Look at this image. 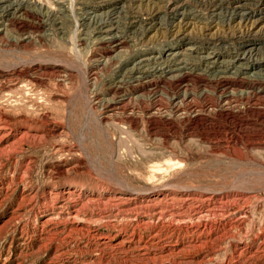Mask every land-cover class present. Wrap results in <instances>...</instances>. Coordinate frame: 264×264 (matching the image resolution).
Returning <instances> with one entry per match:
<instances>
[{"label": "rangeland", "instance_id": "rangeland-1", "mask_svg": "<svg viewBox=\"0 0 264 264\" xmlns=\"http://www.w3.org/2000/svg\"><path fill=\"white\" fill-rule=\"evenodd\" d=\"M0 264H264V0H0Z\"/></svg>", "mask_w": 264, "mask_h": 264}, {"label": "bare ground", "instance_id": "bare-ground-1", "mask_svg": "<svg viewBox=\"0 0 264 264\" xmlns=\"http://www.w3.org/2000/svg\"><path fill=\"white\" fill-rule=\"evenodd\" d=\"M2 7H3V6H2ZM109 16H110V15H109ZM108 19H109V18H108ZM110 21H111V20H110ZM106 22H108V21H105V23H106ZM100 29H101V28H100ZM113 38H114V37H106V38H104V39L112 40ZM115 39H116V38H115ZM100 40H101V39H100ZM102 41H105V40H102ZM106 41H107V40H106ZM260 59H261V58H260ZM262 59H263V58H262ZM262 59H261V60H262ZM163 60H165V59H163ZM239 60H240V59H239ZM181 61H182V60H181ZM253 61H254V60H253ZM253 61H250V62H251L250 65H249L250 67L256 65V63L253 62ZM183 62H184V61H183ZM156 63H157V62H156ZM238 63H239V64H242L241 62H238ZM184 64H186V63H184ZM184 64H183V65H184ZM225 64L231 66V63H225ZM239 64H238V65H239ZM257 64H258V63H257ZM166 65H167V64H166ZM227 65L225 66V69H226V70H221L220 73H222V74L225 73V74H226V73H229V72H230V70L228 69L229 66L227 67ZM209 66H210V65H209ZM169 67H171V66H169ZM233 67H234V66H233ZM246 67H247V66H246ZM209 68H210V67H209ZM223 68H224V67H223ZM235 68H236V67H235ZM185 69H186L185 67H182V68H181V67H177L176 69H173L174 72L177 71V74L173 75V78L177 79L178 81H181V79H182V77H183V75H184ZM187 69H188V68H187ZM191 69H192V67H191ZM201 69H202V68H201ZM207 69H208V68H207ZM207 69H206V71H207ZM239 69H240V68H239ZM170 70H171V69H170ZM188 70H189V69H188ZM211 71H212V70H210V72H211ZM190 72H191V71H190ZM212 72H213V71H212ZM233 73H237V72L235 71V72H233ZM194 74H195V72H194ZM216 74H217V73H216ZM156 75H157V74H156ZM156 75H154V76H156ZM230 75H231V73H230ZM239 75H240V74H239ZM148 76H149V75H148ZM217 76L220 77L219 74H218ZM217 76H216V77H217ZM221 76H222V75H221ZM157 77H158V76H157ZM159 77H160V76H159ZM226 77H227V75H226ZM231 77H232V76H231ZM183 78H184V77H183ZM158 80H159V79H158ZM185 80H186V79H185ZM224 80H227V79H224ZM151 81H152V80H151ZM159 81H160V80H159ZM148 82H150V81L148 80ZM184 82H185V81H184ZM180 83H181V82H180ZM121 102H122V100H121ZM63 193H70V191H64ZM63 193H62V194H63ZM53 194H54V193H53ZM120 198H126V197H125V196H123V197L120 196ZM120 198H119V199H120ZM116 202H117V201H116ZM119 203H120V202H119ZM185 221H186V220H185Z\"/></svg>", "mask_w": 264, "mask_h": 264}]
</instances>
